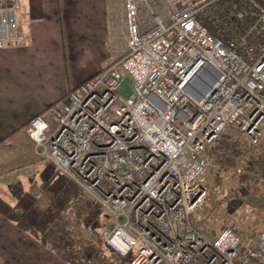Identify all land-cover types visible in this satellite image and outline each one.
Segmentation results:
<instances>
[{
  "label": "built area",
  "instance_id": "1",
  "mask_svg": "<svg viewBox=\"0 0 264 264\" xmlns=\"http://www.w3.org/2000/svg\"><path fill=\"white\" fill-rule=\"evenodd\" d=\"M139 4L152 20L144 31ZM123 8L124 52L47 111L53 126L46 116L31 121L36 154L110 215L102 239L121 258L133 254L131 264H264V228L245 240L225 228L209 240L189 222L205 196L208 149L226 131L244 148L264 139V7L123 0ZM19 9V0H0V50L17 45Z\"/></svg>",
  "mask_w": 264,
  "mask_h": 264
},
{
  "label": "crops",
  "instance_id": "2",
  "mask_svg": "<svg viewBox=\"0 0 264 264\" xmlns=\"http://www.w3.org/2000/svg\"><path fill=\"white\" fill-rule=\"evenodd\" d=\"M19 1L17 45L0 50V262L72 264L59 247L54 250L47 234L28 231L35 229L34 221H22L15 208L20 193H28L18 192L13 180L31 169L54 170L80 189L54 164L38 157L27 130L40 116L53 126L47 111L122 55L123 0ZM138 22L141 31L152 25L142 4ZM42 224L46 227L40 229H49V222ZM119 258L131 264L132 258Z\"/></svg>",
  "mask_w": 264,
  "mask_h": 264
},
{
  "label": "rangeland",
  "instance_id": "3",
  "mask_svg": "<svg viewBox=\"0 0 264 264\" xmlns=\"http://www.w3.org/2000/svg\"><path fill=\"white\" fill-rule=\"evenodd\" d=\"M129 85L126 79L119 92L124 94ZM222 138L238 146L233 144L230 156L218 165L212 162L206 170L202 178L205 196L189 222L209 240L225 228L233 229L245 240L264 228V170L254 165L260 150L244 148L240 136L232 131H226L210 148L219 146ZM13 182L18 192L28 193H20L22 197L16 199L15 207L23 215L22 221L28 217L34 221L31 228L35 229L28 231L47 234L54 250L59 247L72 264H128L102 239L103 232L112 228L111 217L60 173L31 169L17 174ZM41 222H49V229H40L44 226Z\"/></svg>",
  "mask_w": 264,
  "mask_h": 264
},
{
  "label": "trees",
  "instance_id": "4",
  "mask_svg": "<svg viewBox=\"0 0 264 264\" xmlns=\"http://www.w3.org/2000/svg\"><path fill=\"white\" fill-rule=\"evenodd\" d=\"M258 2L259 5L264 7V4L261 0H255ZM217 8L221 10L222 13H220L222 16H226L229 11L230 7L228 6V1L220 2L217 5ZM248 23H244L242 28H245ZM235 147L238 146L237 142H232ZM230 144L229 140L226 138L221 139V143L217 147L209 148L208 154L210 158L212 159V162L215 165H218L221 160L226 159L228 156L232 153V145ZM256 149L260 150L258 152V155L255 156V166L261 167L264 170V139L259 142V144L256 146Z\"/></svg>",
  "mask_w": 264,
  "mask_h": 264
}]
</instances>
